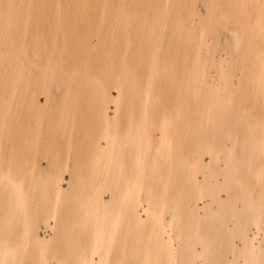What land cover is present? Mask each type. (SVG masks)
Instances as JSON below:
<instances>
[{"label": "bare ground", "instance_id": "bare-ground-1", "mask_svg": "<svg viewBox=\"0 0 264 264\" xmlns=\"http://www.w3.org/2000/svg\"><path fill=\"white\" fill-rule=\"evenodd\" d=\"M234 37L238 47L239 35ZM257 60L264 62L263 52ZM193 80L189 85L198 90L201 78ZM223 80L206 83L201 97L184 98L179 117L185 150L180 174L173 171L179 175L173 204L165 177L174 167L170 159L176 161L179 117L164 119L155 135L150 90L134 97L125 76L114 82L112 104L101 113L105 141L92 145L91 161L70 188L62 165L29 185L28 177L3 168L0 154V264H264V71L248 82L250 114L235 107L241 97L223 94ZM3 102L0 148L6 96ZM123 117L126 127L117 130ZM148 172L155 182L143 194ZM41 223L54 235L40 234ZM59 230L65 240L57 244Z\"/></svg>", "mask_w": 264, "mask_h": 264}, {"label": "rangeland", "instance_id": "rangeland-1", "mask_svg": "<svg viewBox=\"0 0 264 264\" xmlns=\"http://www.w3.org/2000/svg\"><path fill=\"white\" fill-rule=\"evenodd\" d=\"M262 52L264 0H0V105L4 96L9 105L3 168L34 185L62 165L70 188L92 159L91 147L105 127L102 110L111 106L113 84L122 76L134 97L150 90L148 117L155 135L164 119L179 117L186 94L201 97L206 83L217 86L223 77V94L241 97L235 107L250 114L248 82L264 71L257 60ZM194 78H201L198 90L189 85ZM198 103L200 113L201 99ZM178 119L177 162L170 159L174 167L165 175L170 204L178 199L176 173L185 150ZM126 124L123 117L117 130ZM150 173L144 181L151 186L143 181V194L154 185ZM166 194L164 208L170 206ZM46 229L41 223L40 234L54 235ZM55 239L63 243L64 231Z\"/></svg>", "mask_w": 264, "mask_h": 264}]
</instances>
